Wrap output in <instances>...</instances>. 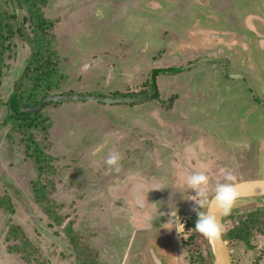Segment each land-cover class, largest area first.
Here are the masks:
<instances>
[{"label":"rangeland","instance_id":"rangeland-1","mask_svg":"<svg viewBox=\"0 0 264 264\" xmlns=\"http://www.w3.org/2000/svg\"><path fill=\"white\" fill-rule=\"evenodd\" d=\"M13 8L0 0V14L15 15ZM41 11L52 24L44 29L49 43L41 49L55 67L50 95L144 97L149 90L140 85L152 71L205 57L227 59L231 74L249 67L247 75L257 74L264 84V0H46ZM18 15L21 22L30 16L27 4L22 2ZM31 24L30 17L22 25L29 36ZM1 49L0 264H152L153 251L162 264H207L206 239L193 228V202L182 205L194 194L186 193L183 181L203 171L211 191L223 182L224 169L236 183L264 179V105L248 112L247 84L228 78L223 64L203 63L158 74V98L149 102L50 103L38 115L45 130L31 133L51 160L39 176L4 107L30 49L18 34ZM110 150L122 155L119 173L105 172L102 161ZM35 182L47 199L41 203ZM136 182L161 186L141 189L149 207L135 204ZM168 205L186 220L178 234L160 228L174 227L160 225L168 217L158 212L167 213ZM251 218L259 221L251 247L225 242L232 264H264V197L239 200L225 216L223 231ZM12 227L27 240L21 246L29 250L28 262L19 249L10 251L20 243L8 239Z\"/></svg>","mask_w":264,"mask_h":264},{"label":"trees","instance_id":"trees-1","mask_svg":"<svg viewBox=\"0 0 264 264\" xmlns=\"http://www.w3.org/2000/svg\"><path fill=\"white\" fill-rule=\"evenodd\" d=\"M9 1L12 3L11 0ZM15 1L19 8L22 6V2L24 4H27V11L30 14L28 18L31 17L33 18V20L35 19V24L33 26L32 24L29 26L31 36L27 34L31 43L34 45L35 54L33 61L26 74V77L24 79L25 81L30 82V87L25 89L24 87L21 86L16 98H14L12 94L10 95L6 103V107L9 113L7 119L8 122L12 124L11 132H17L18 134L22 135L20 143L23 145V148L25 150L24 151L25 155L36 164L39 176H43V174L47 173L48 168H50L51 160L50 157L47 156L45 151H43L38 144H35L33 142L31 131L36 128H39L41 130L44 129L42 127L43 126L42 123L45 121V119H41L38 117L40 113L25 114L18 112L17 108L37 106L41 102V100L49 93L52 86L55 84L53 81L56 75L55 67L53 66L52 63H50L51 60L49 58L43 57L41 52V49H43L44 46L47 43H49V39H47L45 36L44 29H46L47 27L50 28L52 24L46 21L41 13L42 12L41 6H43L46 3V0H15ZM28 18L27 19L22 18V25H25V22L28 20ZM15 20H16V16L13 14H8L7 12H2L0 14V84L2 80V69H3L2 59H3L4 51L1 49V47H3V42L4 41L7 42L8 40L12 39L15 36V34H18L23 38V35L20 29L18 28ZM8 48L9 45L7 44L5 50H7ZM161 73H168V72L167 70L164 72L154 70L151 72V77L146 78L144 81L141 82L140 85L139 90L144 89L145 87L147 91L149 90L148 91L149 95H151L153 90H155V95L153 100L158 98L157 85L155 79L157 75ZM142 94L146 95L145 92ZM174 98H172V103H171L172 105L175 101ZM170 100L171 99H169V101ZM168 104L169 105L166 106L167 109L172 107V105H170V102ZM162 106H164L163 103ZM34 184H33V186H35L34 196L36 198V201L38 200V202L41 203L43 202V199H46V197L43 194V191L40 190L41 187H39V189L37 188L39 184L37 182H35ZM2 206L3 204L2 205L0 204L1 208ZM50 207L52 208V205H50ZM51 208L48 207L50 211L52 210L51 212L53 214V208L52 209ZM53 217H55V214H53ZM258 223H259L258 218L257 219L251 218L248 221L241 223L238 227H233L231 229H227L226 231H223L222 234L223 241L224 242L241 241L247 247H251L250 238L252 237V233H253L252 231L256 230L255 224ZM8 236H9L8 237L9 240L20 241L19 244H14L13 246H11L10 251L14 252L17 251V249H19V252L23 255V258L28 262L29 250L28 252L25 253V251L22 250L24 246H21V245H25L27 240L24 239L21 229H19L18 227H12V229L9 230L8 232ZM206 244L208 247L207 264H211L209 262V260H211V255L207 240H206Z\"/></svg>","mask_w":264,"mask_h":264},{"label":"clouds","instance_id":"clouds-1","mask_svg":"<svg viewBox=\"0 0 264 264\" xmlns=\"http://www.w3.org/2000/svg\"><path fill=\"white\" fill-rule=\"evenodd\" d=\"M103 147V145H102ZM95 155V152L93 153ZM122 155L119 151L110 150L103 157V164L106 165L105 172L119 173L121 170ZM223 182L215 183L214 187L209 190V176L203 171H192L184 177V188L186 193L192 190L194 194L187 195L186 200L192 201V212L196 215L194 229L200 233L209 244L218 242L223 234V226L220 223V217L231 213L232 209L237 205L241 193L236 186V178L231 171L222 170ZM142 185L135 184L133 186V199L137 207L143 208L144 197L140 194ZM158 190V189H153ZM168 212H158L159 217L167 215V222L160 225H173L174 227H160L163 229H178L184 224L177 221V208L168 205ZM152 264H162L160 257L155 251L151 253Z\"/></svg>","mask_w":264,"mask_h":264},{"label":"water","instance_id":"water-1","mask_svg":"<svg viewBox=\"0 0 264 264\" xmlns=\"http://www.w3.org/2000/svg\"><path fill=\"white\" fill-rule=\"evenodd\" d=\"M12 4L14 6L15 10V16H16V23L18 28L20 29L24 40L28 44V47L30 49V56L27 61V63L24 65L20 76L15 84L14 91L12 93V96L16 98V96L19 93V90L24 82V79L26 77V74L28 72V69L33 61L35 49L34 45L31 43L27 32L22 26L21 19L18 15V6L16 5L15 0H11ZM203 63H220L223 64L226 68V75L230 79H236V78H242L244 76L238 75V74H231L230 68H229V62L226 59L222 58H211V57H205L201 58L197 62L184 66L179 68H173V69H158L156 71L164 72L167 70L168 73H177L181 71H187L188 69H193L198 67L199 65ZM151 77V74H150ZM155 95V90L151 93V95L144 96V97H120V98H107V97H99V96H86V95H48L44 99L41 100V102L35 106V107H19L17 108L18 112L25 113V114H36L40 112L48 103H67V102H74V101H88V102H96V103H102V104H135V103H143V102H149L152 101ZM255 95V94H254ZM264 105V103H263ZM236 186L238 190L241 193V197L239 200L244 199H254V198H262L264 197V179H255V180H249V181H243L236 183ZM222 219L223 216L220 217V223L222 225ZM209 250L211 255V264H232L229 251L227 249L226 243L223 241V238L221 236V239L218 242H215L213 244H209Z\"/></svg>","mask_w":264,"mask_h":264},{"label":"flooded vegetation","instance_id":"flooded-vegetation-1","mask_svg":"<svg viewBox=\"0 0 264 264\" xmlns=\"http://www.w3.org/2000/svg\"><path fill=\"white\" fill-rule=\"evenodd\" d=\"M28 45V44H27ZM240 59V58H239ZM242 60L244 61V58L242 57ZM229 62V61H228ZM239 62V61H238ZM195 63V62H194ZM193 64V63H192ZM230 68V67H229ZM226 69V68H225ZM244 70H246L247 71V73H243L242 71H244ZM249 71H250V68L249 67H240L239 66V70H237V71H235V74H238V75H242V76H244V77H242V78H236V79H240V80H242V82H244V83H246L247 84V86H248V88H247V90L245 91L246 92V94H247V96H248V98H249V102H250V106H249V111L248 112H251V113H253L254 111H255V107H257L258 106V104H260V105H263V103H264V101H263V99H261L260 98V96H262L263 98H264V88H261L260 86H258V82L261 84V82L259 81L260 80V78H258V75L256 74V76L254 75V73H251L252 74V78H251V76H249V75H247L248 73H249ZM231 72V71H230ZM255 79V80H252V79ZM262 86H264V84H261ZM15 88V87H14ZM241 88V87H240ZM255 94V95H254ZM48 95H50L49 93L46 95V96H48ZM260 95V96H259ZM45 96V97H46ZM44 97V98H45ZM43 98V99H44ZM246 98V97H245ZM9 99V98H8ZM8 101V100H7ZM7 103V102H6ZM48 104H50V103H48ZM48 104H46V105H48ZM4 107H5V110H6V119H7V117H8V110H7V107H6V104H4ZM43 110V109H42ZM42 110L40 111V112H42ZM40 112H38V113H40ZM37 130H39V131H41L42 132V130L41 129H39V128H36V129H33L32 131H31V133L33 132V131H37ZM9 133V132H8ZM13 133H15V132H13ZM17 133V132H16ZM46 133V132H45ZM44 133V134H45ZM8 135V134H7ZM264 135V134H263ZM33 137V136H32ZM261 141L263 142V144H264V136H262L261 137ZM41 148H42V145H39ZM42 150L44 151V149L42 148ZM102 154V153H101ZM100 157H102V155H100L99 154V152H98V154H96L95 155V158H100ZM123 179H125V177L123 178ZM148 189V188H147ZM147 189H143L145 192L147 191ZM130 201V200H129ZM186 205V204H185ZM3 208L5 207V206H2ZM138 208H140V207H138ZM173 209H175V207L173 208ZM177 220H179V218H180V220H182L181 219V217H180V215H179V211L177 210ZM224 218H225V216H223V219H222V225H223V221H224ZM154 225V222H151L150 224H149V226H153ZM186 226V223H185V225H184V227ZM179 229H181V228H179ZM143 230H146L145 228H143ZM168 232L170 233L171 232V229H169L168 230ZM170 235V234H169ZM230 255V254H229ZM230 259H231V257H230ZM231 263H232V261H231Z\"/></svg>","mask_w":264,"mask_h":264},{"label":"crops","instance_id":"crops-1","mask_svg":"<svg viewBox=\"0 0 264 264\" xmlns=\"http://www.w3.org/2000/svg\"><path fill=\"white\" fill-rule=\"evenodd\" d=\"M161 56V55H160ZM227 60V59H226ZM189 65V64H188ZM181 67V66H180ZM155 81H156V79H155ZM157 85V84H156ZM205 94V93H204ZM206 95V94H205ZM177 103V102H176ZM179 110V109H178ZM183 112V111H182ZM182 112L180 111V114H182ZM141 131V130H140ZM153 132H155V131H153ZM138 175V176H137ZM137 175H133V177H140L139 176V174H137ZM143 179V178H142ZM144 183L145 182H143V183H138V182H136L135 184H141L142 185V188L141 189H147V190H153V189H158V190H160L161 189V186H158V184L156 185V186H154V187H151V188H149L147 185H144ZM145 184H147V183H145ZM134 186V185H133ZM182 205H184V204H186L187 203V200L185 199V201H182ZM144 205H145V207L146 206H148L149 207V205H151V204H146V203H143ZM184 207V206H183Z\"/></svg>","mask_w":264,"mask_h":264},{"label":"built area","instance_id":"built-area-1","mask_svg":"<svg viewBox=\"0 0 264 264\" xmlns=\"http://www.w3.org/2000/svg\"><path fill=\"white\" fill-rule=\"evenodd\" d=\"M181 222H182V223L185 225V223H186V220H182ZM181 228H182V227H181Z\"/></svg>","mask_w":264,"mask_h":264}]
</instances>
